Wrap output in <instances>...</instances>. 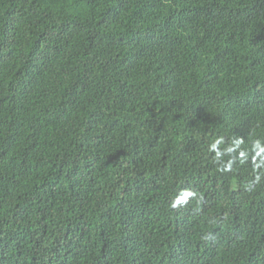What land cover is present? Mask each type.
<instances>
[{"label":"trees","instance_id":"obj_1","mask_svg":"<svg viewBox=\"0 0 264 264\" xmlns=\"http://www.w3.org/2000/svg\"><path fill=\"white\" fill-rule=\"evenodd\" d=\"M257 140L264 0H0V264H264Z\"/></svg>","mask_w":264,"mask_h":264},{"label":"clouds","instance_id":"obj_2","mask_svg":"<svg viewBox=\"0 0 264 264\" xmlns=\"http://www.w3.org/2000/svg\"><path fill=\"white\" fill-rule=\"evenodd\" d=\"M222 141L221 140H216L215 143H213L211 145V150H215L216 147L221 144ZM242 143V141L237 140L235 141L236 146H239V144ZM254 149L256 150V155L261 157V162L260 164H257L256 167H261V165H264V147H261V143L259 140H257L254 143ZM231 151V149L229 150ZM217 155H219V153H217ZM240 156H242L243 158H246V154L245 153H240ZM241 163H243V159L241 160ZM231 169V164H228L223 170L224 171H228ZM260 180V177L257 176L256 180L253 183H258ZM247 189L250 191L251 190V185L247 186ZM196 194L193 193L192 191L189 190H184L182 191V193H180L172 202L171 207L172 208H176L182 204H186L189 200V198L194 197Z\"/></svg>","mask_w":264,"mask_h":264}]
</instances>
